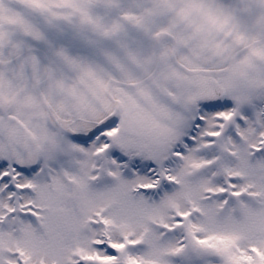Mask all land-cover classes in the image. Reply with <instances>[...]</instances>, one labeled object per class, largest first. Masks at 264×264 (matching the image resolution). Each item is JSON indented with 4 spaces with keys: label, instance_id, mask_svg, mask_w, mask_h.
Returning a JSON list of instances; mask_svg holds the SVG:
<instances>
[{
    "label": "snow or ice",
    "instance_id": "6c2138e0",
    "mask_svg": "<svg viewBox=\"0 0 264 264\" xmlns=\"http://www.w3.org/2000/svg\"><path fill=\"white\" fill-rule=\"evenodd\" d=\"M0 264H264V0H0Z\"/></svg>",
    "mask_w": 264,
    "mask_h": 264
}]
</instances>
